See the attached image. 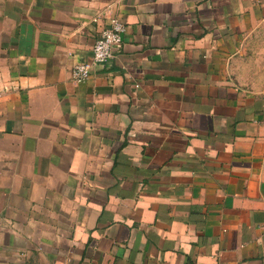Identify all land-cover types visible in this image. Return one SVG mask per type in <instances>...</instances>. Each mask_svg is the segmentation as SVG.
Wrapping results in <instances>:
<instances>
[{"label": "crops", "instance_id": "crops-1", "mask_svg": "<svg viewBox=\"0 0 264 264\" xmlns=\"http://www.w3.org/2000/svg\"><path fill=\"white\" fill-rule=\"evenodd\" d=\"M0 264H264V0H0Z\"/></svg>", "mask_w": 264, "mask_h": 264}, {"label": "built area", "instance_id": "built-area-1", "mask_svg": "<svg viewBox=\"0 0 264 264\" xmlns=\"http://www.w3.org/2000/svg\"><path fill=\"white\" fill-rule=\"evenodd\" d=\"M125 30L126 27L122 21L116 17L110 18L95 41L89 57L74 65L72 79L78 83L84 82L96 69L105 66L114 56L115 51L121 48Z\"/></svg>", "mask_w": 264, "mask_h": 264}]
</instances>
